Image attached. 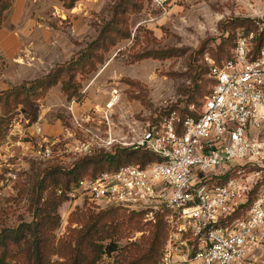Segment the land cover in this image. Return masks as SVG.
<instances>
[{
    "label": "rangeland",
    "instance_id": "obj_1",
    "mask_svg": "<svg viewBox=\"0 0 264 264\" xmlns=\"http://www.w3.org/2000/svg\"><path fill=\"white\" fill-rule=\"evenodd\" d=\"M1 31L12 36L18 48L0 57V93L47 77L88 51L94 50L95 57L89 60L90 68L75 74L82 103L69 100L59 83L35 104L34 124L26 123L28 113L21 106L0 137V234L33 221L35 184L46 170L69 171L85 158L73 151L77 144L94 139L101 143L111 135L128 146L117 144L99 152L133 150L145 128L163 112L200 109L212 86L210 61L231 55L238 36L264 34V0H84L71 10L60 0H13ZM100 37L103 41L96 46ZM110 102H115L111 108ZM37 128L56 143L54 159L34 158ZM51 191L44 192V200ZM110 210L64 202L58 210L60 224L53 232L56 244L83 229L80 216ZM119 211L126 216L138 213ZM147 216L124 238L105 242L106 252L109 245L117 251L106 253L99 264L129 263L124 250L144 246L159 214ZM163 217L169 238V224ZM59 261L63 262L52 259V263Z\"/></svg>",
    "mask_w": 264,
    "mask_h": 264
},
{
    "label": "built area",
    "instance_id": "obj_2",
    "mask_svg": "<svg viewBox=\"0 0 264 264\" xmlns=\"http://www.w3.org/2000/svg\"><path fill=\"white\" fill-rule=\"evenodd\" d=\"M259 36H238L229 60L210 61L212 86L200 109L186 117L171 111L145 128L133 150H145L160 162L83 178L60 187L57 195L78 207L166 215L170 235L162 264H264V42L256 53ZM36 135L34 158L54 159L56 143L41 128ZM117 144L128 146L109 135L101 143H79L73 151L87 157Z\"/></svg>",
    "mask_w": 264,
    "mask_h": 264
},
{
    "label": "trees",
    "instance_id": "obj_3",
    "mask_svg": "<svg viewBox=\"0 0 264 264\" xmlns=\"http://www.w3.org/2000/svg\"><path fill=\"white\" fill-rule=\"evenodd\" d=\"M60 1L67 9L71 10L77 3L84 0ZM12 5L13 0H0V31L3 28L5 14L12 8ZM251 24L247 25L249 31L254 26ZM102 39L103 37H100L96 46L103 41ZM263 42L264 34H261L256 40V53ZM94 57V50L88 51L78 61L70 63L67 67L52 70L47 77L27 81L1 92L0 137L10 125L12 116L21 106L27 110V118L30 123L34 124L38 118L37 112L34 110L35 104L59 83L62 84L63 92L69 100L75 99L82 103L83 95L80 93V86L75 81V74L78 71H83L84 67L90 68L92 63L89 60ZM230 58L231 55L223 61H217V64L220 65ZM73 73L74 75H72ZM193 96H190L189 104ZM171 111H177L182 117L192 115L188 109L176 108ZM171 111H165L159 117H163ZM155 162H160V159L145 150L121 149L115 153L99 152L87 156L77 161L69 171H64L60 167L46 170L43 178L35 184L33 189L31 201L33 221L20 225L17 230H4L0 234V264H10L13 261L16 264H99L106 253L111 255L117 251L115 246L109 245L106 252L104 243L120 240L126 236L127 231L138 228L146 213H132L126 216L119 211L121 209H113L98 215L84 214L79 219V222L84 224L83 229L74 232L68 240L56 244L53 232L60 224L58 210L65 200L59 197L55 190L60 187L69 188L83 178H95L102 173L116 172L123 167L132 165L145 168ZM88 170H91L89 174ZM48 189H52V191L44 200V192ZM249 206L247 205L239 212L238 217L244 215ZM163 216L164 214L157 216L155 229L143 247L133 246L134 248L124 250L131 258L127 264H159L162 250L168 241L167 225L164 223ZM54 257H58L63 262L52 263Z\"/></svg>",
    "mask_w": 264,
    "mask_h": 264
},
{
    "label": "crops",
    "instance_id": "obj_4",
    "mask_svg": "<svg viewBox=\"0 0 264 264\" xmlns=\"http://www.w3.org/2000/svg\"><path fill=\"white\" fill-rule=\"evenodd\" d=\"M12 36H9L6 32H0V57L3 53L8 52L9 49H16L18 48L17 43H13ZM15 44V47H13ZM15 52V51H14ZM10 55L13 54V52H8ZM7 90V89H6Z\"/></svg>",
    "mask_w": 264,
    "mask_h": 264
},
{
    "label": "bare ground",
    "instance_id": "obj_5",
    "mask_svg": "<svg viewBox=\"0 0 264 264\" xmlns=\"http://www.w3.org/2000/svg\"><path fill=\"white\" fill-rule=\"evenodd\" d=\"M110 103H111V102H110ZM114 103H115V102H112V103L110 104L109 107H110V108L113 107V106H114Z\"/></svg>",
    "mask_w": 264,
    "mask_h": 264
}]
</instances>
